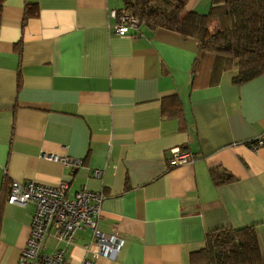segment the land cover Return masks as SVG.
Instances as JSON below:
<instances>
[{
  "label": "crops",
  "instance_id": "crops-1",
  "mask_svg": "<svg viewBox=\"0 0 264 264\" xmlns=\"http://www.w3.org/2000/svg\"><path fill=\"white\" fill-rule=\"evenodd\" d=\"M122 6L0 0V264H17L31 237L36 203H9L4 191L27 181L102 196L96 231L122 244L116 260L94 264H190L206 233L254 224L264 259V74L235 84L231 70L190 88L197 41L141 22L116 34L110 13ZM174 147L192 160L171 166ZM215 167L236 179L215 185ZM94 236L83 227L60 239L49 226L39 251L80 264Z\"/></svg>",
  "mask_w": 264,
  "mask_h": 264
},
{
  "label": "trees",
  "instance_id": "trees-1",
  "mask_svg": "<svg viewBox=\"0 0 264 264\" xmlns=\"http://www.w3.org/2000/svg\"><path fill=\"white\" fill-rule=\"evenodd\" d=\"M121 1L122 9L150 29L168 30L197 41L190 88L217 84L220 75L231 70H236L235 84L264 74V0H212L205 14L187 11L189 0ZM168 98L176 103L179 113L177 96ZM209 173L215 185L236 179L219 167ZM4 185L7 195L10 188ZM257 231L254 224L208 232L204 248L192 252L190 264H264Z\"/></svg>",
  "mask_w": 264,
  "mask_h": 264
},
{
  "label": "built area",
  "instance_id": "built-area-1",
  "mask_svg": "<svg viewBox=\"0 0 264 264\" xmlns=\"http://www.w3.org/2000/svg\"><path fill=\"white\" fill-rule=\"evenodd\" d=\"M110 14L116 20L112 27L116 34L124 35L139 24V20L124 9L111 11ZM256 144L252 148L262 145L263 142L260 140ZM170 154L171 166L192 160L189 152L179 147L170 149ZM44 156L62 162L64 167L70 170L79 164V161L75 159L57 154H44ZM67 186L64 182L57 186H46L33 181L13 182L10 185L7 196L9 203L21 205L28 201L36 203L31 237L17 264H66L61 250L50 253L39 251L43 236L49 226L54 236L65 240H71L74 233L83 227L90 228L94 232V239L85 245L86 251L92 258H86L80 264H94V259L99 256L116 260L122 244L120 236L117 233L103 234L96 231L102 196L97 192L81 189L72 197H68L65 194Z\"/></svg>",
  "mask_w": 264,
  "mask_h": 264
},
{
  "label": "rangeland",
  "instance_id": "rangeland-1",
  "mask_svg": "<svg viewBox=\"0 0 264 264\" xmlns=\"http://www.w3.org/2000/svg\"><path fill=\"white\" fill-rule=\"evenodd\" d=\"M72 240V239H71Z\"/></svg>",
  "mask_w": 264,
  "mask_h": 264
}]
</instances>
